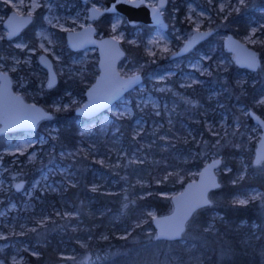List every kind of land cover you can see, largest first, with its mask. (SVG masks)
Listing matches in <instances>:
<instances>
[{"label": "rangeland", "instance_id": "rangeland-1", "mask_svg": "<svg viewBox=\"0 0 264 264\" xmlns=\"http://www.w3.org/2000/svg\"><path fill=\"white\" fill-rule=\"evenodd\" d=\"M183 1L185 2L186 24L173 28L169 33L167 32L168 28L166 31H162L152 27V31L147 36H143L141 31L143 24H138L130 26L134 28V31L129 36L124 29V26L128 25L125 18L118 14H111L110 32L106 36H113L120 41L121 45L123 41L134 46L142 45L152 62L157 57L172 58V55L194 32L210 30L216 32L218 27L214 25L216 17L222 16L221 18L224 19L229 13L240 11L246 2V0L243 2L241 0ZM147 2L150 6L156 4V0H147ZM0 3L1 26L11 11L20 15H31L33 18L39 15L43 24L34 29L33 42L27 40L22 32L3 47L0 54V71L10 75L14 90L25 101L38 104L34 98L42 96L44 91L51 89L47 87V73L38 62V56L44 53L53 61L58 82L59 78L66 81L73 80L80 82L84 87L81 89V86L74 85L67 88L63 95L53 99L49 108L42 104L38 105L51 113L50 119L54 115V111L71 108L75 110L83 105L85 90L98 74L97 50L90 48L72 52L66 44L65 36H62L60 32L78 31L87 26L90 23L87 19L88 8L92 5L101 8L99 0L85 2L80 0H0ZM255 3V0H252L251 5ZM34 4L38 6L33 7ZM7 7L9 10H6ZM168 7L169 3L162 10L163 16H165ZM175 12L176 9L173 10V13ZM174 17L172 14L173 19ZM92 24L97 28L96 22H92ZM5 34L6 31L2 27L0 37L4 38ZM96 35L98 38L105 36L98 31ZM226 36L227 33H215L213 44L207 52H199L195 57H189L184 61V64L182 57L176 58V62L161 76L153 77L151 74H146L149 78L148 85L142 84L133 91L132 96L124 97L93 122L87 123L83 121L84 118H78L79 134L84 138L79 141L78 147L74 150L57 148L58 127L55 125L46 124L39 132V126L44 121L38 124L35 132H8L9 137L5 140L4 147L0 149V264H27L24 254L31 252L36 254L34 247L25 243V239L20 238L37 230V226L46 224L50 216L48 214L38 215L31 219L22 211L26 212L30 205V198L35 195L36 191L53 192L75 184L76 176L73 170L79 166H74L72 162L77 156L93 154L92 161L105 164L113 171L109 175V179L102 178L95 181L91 186L92 189L95 188V191L101 190L110 194L120 191L122 193L120 200L126 199V193L128 197V192L132 190L133 184H130L128 176L124 174V170L120 169L119 165L124 162V165L130 167V170L135 164L153 157L150 144L144 145L145 148H138L135 145L133 148L124 149L122 147L113 148L104 140L103 142L109 146L105 152L108 156L104 158L97 154L98 145L93 142L91 136L95 133V127L106 132L114 119H129L133 116L135 109L141 113L145 110H150L153 113L156 119L149 123L147 132V134L152 133L153 135L165 125L168 127L172 124L179 106L188 112L198 110L195 119L193 118L194 124H199L198 132L195 129H190L187 123L181 121L186 130V135L182 136L183 142L194 141L195 144H198L202 137H206L204 143L207 145L211 140H215L216 144L222 140L216 151L212 149L204 153V164L213 159H220L221 163L216 170L220 180L221 174L230 170L225 164L226 159L221 150H223V146H232L239 150L237 160L242 165L240 178L245 175L248 167L253 166L254 149L260 139L261 130L253 121L249 123L247 116H249L250 110L238 104V96L245 92L249 80H251L250 83H253L257 78L263 80L264 78L262 73H258L259 66L254 72L255 76L250 77L248 74L242 73L233 82L234 86L226 83V72L231 65L236 66L233 54L223 48L222 43ZM238 39L254 50L256 47L264 45V10H262L261 19L254 21L248 32ZM122 46L125 49L124 45ZM142 66V64L133 63L126 52L118 70L124 77L141 74L143 78ZM173 76L177 77L170 81ZM184 89L201 96L202 99H195L194 96H190L191 93L183 91ZM223 94H227V96L222 97ZM230 96H233L234 99L230 100ZM257 101L258 104L264 106V95ZM159 117L164 120L158 119ZM133 126L132 135L138 136L146 126V121L139 117L134 121ZM111 134H117V129H114ZM152 134L150 137L153 136ZM162 134L157 140L162 146L169 142L168 140H174V138L167 139ZM255 167L264 175V161ZM27 172L37 173L29 186L26 185V179L22 177ZM198 172H189L187 174L190 177L189 181L195 180ZM20 181L25 183L21 190L17 191L15 185ZM182 181L183 176L181 175L177 180L178 183H182L181 189H173L171 185L172 189L161 195L170 201L173 195L182 190L186 183ZM12 192L20 193L25 198L22 208H19L18 204L10 199ZM218 198V195L210 194V206H213ZM239 200H246L248 203L256 201L264 209V189H252L248 194L236 197L234 202L237 203ZM55 214L63 216V218L77 216V213L73 212L61 213L57 211ZM156 215L155 210H148L135 222L134 226H143V232L147 234L151 232L146 227L147 222L149 220L152 222ZM189 235L184 232L182 239L189 238ZM121 236L126 237L127 234ZM152 236L155 238V231ZM36 238L39 240V237L36 236ZM101 255L103 253L98 250H87L79 256L64 254L60 255L63 260L57 264H68L66 260H70L71 264L87 262L90 259L99 258Z\"/></svg>", "mask_w": 264, "mask_h": 264}, {"label": "trees", "instance_id": "trees-1", "mask_svg": "<svg viewBox=\"0 0 264 264\" xmlns=\"http://www.w3.org/2000/svg\"><path fill=\"white\" fill-rule=\"evenodd\" d=\"M251 2L252 0H246L240 11L229 13L224 19L221 18L222 16L216 17L214 23L218 26L216 32L182 57L183 64L189 57H195L199 52H207L213 44L215 33H227L237 38L244 36L252 23L261 19L262 10H264V0H255L254 5H251ZM184 5L183 0L169 2L164 16L168 23V33L173 28L186 24ZM175 9L176 12L173 13ZM6 10L9 8L7 7ZM172 14L175 16L174 19ZM111 17V14H104L96 21L98 33L105 36L109 34ZM42 25L40 16L36 15L32 24L23 31V36L33 42L34 29ZM1 29L0 24V32ZM124 29L129 36L133 34L134 28L125 25ZM141 31L143 36H147L152 31V27L142 25ZM60 33L62 36L65 34V32ZM8 43L10 42L0 37V54ZM122 45L133 63L143 65L141 67L144 75L142 84L145 85L149 84L146 74H151L153 77L161 76L176 62V58L169 57H157L152 62L142 45L134 46L125 41ZM219 48L221 50V47ZM255 49L260 56L261 65L258 73H262L264 78V45ZM242 73L250 77L255 76L254 72L231 65L225 74L226 83L234 86L233 82ZM175 77L177 76L170 78V81L175 80ZM250 81L246 84L245 92L238 96V104L256 111L264 118V106L257 103V100L264 95V80L257 78L253 83ZM74 85L81 86V89L84 87L80 82L59 78L55 87L44 91L42 96H36L34 100L49 108L53 99L63 95L67 88ZM183 91L188 92L187 89ZM188 93H191L190 96H194L195 99H202L195 93ZM133 94L131 92L125 97ZM221 96L225 97L227 94ZM233 99V96H230V100ZM196 111L198 110L184 111L179 106L172 124L160 128L154 135L151 133L153 135L151 137V134H147L149 123L156 118L150 110L141 113L135 109L133 116L129 119H114L106 132L95 127V133L91 138L98 145L97 154L100 156L104 158L108 156L105 153L109 147L107 144L113 148L126 149L133 148L135 145L138 148H145L149 143L153 157L135 164L130 170L124 162L119 165L128 176L130 184H133L128 197L127 193L125 194V200H120L122 196L120 191L110 194L101 190L93 191L91 188L98 179H109L113 171L107 165L92 161L93 154L74 157L75 160L72 163L74 166H79L73 170L76 176L75 184L53 192L36 191L30 198V205L26 212L22 211L31 219L38 215L50 216L46 224L37 226V230L20 238L25 239V243L32 245L31 247L36 250V254L32 252L24 254L27 264H57L63 260L60 255L79 256L87 250H98L103 255L76 264H264V209L256 201L245 205L234 202L236 197L248 194L252 189L263 190L264 175L255 166H249L245 175L240 178L242 165L237 160L239 150L232 146H223L221 150L226 159L225 164L230 170L221 174L220 187L211 193V195H218L219 198L213 206L202 208L193 215L185 230L190 234L189 238L185 240L181 238L174 242L159 241L152 236L154 228L150 220L146 227L151 232L147 234L143 232V226H134L135 222L148 210H155L157 215L170 212L171 203L161 194L170 191L171 185L173 189H181L182 183L177 182L178 177L182 175V182H188L190 177L187 174L191 171H199L203 167L204 153L212 149L216 151L220 146L222 140L218 144L215 140H211L205 145L206 137H202L198 144L194 141L183 142L182 136L186 135V130L181 121L187 123L190 129H195L197 132L200 130L199 124L195 125L193 121ZM139 117L145 119L146 126L138 136H133V123ZM247 117L249 123H252L251 118ZM78 118L80 117L74 114L72 108L54 111L50 120L41 123L39 132L46 124L55 125L58 127L57 148L74 150L78 147L79 141L84 138L79 134ZM114 129H117V134L112 135L111 132ZM161 134L167 139L174 138V140H168L169 142L162 146L160 142H157ZM8 137L9 133L0 135V149L4 147ZM104 140L107 144L103 142ZM36 175V172L33 174L27 172L22 177L26 179V185L29 186ZM10 197L19 208H22L25 198L20 193L12 192ZM57 211L73 212L77 213V216L63 218V216H56ZM126 234V237L121 236ZM66 261L71 264L70 260Z\"/></svg>", "mask_w": 264, "mask_h": 264}, {"label": "water", "instance_id": "water-1", "mask_svg": "<svg viewBox=\"0 0 264 264\" xmlns=\"http://www.w3.org/2000/svg\"><path fill=\"white\" fill-rule=\"evenodd\" d=\"M80 1L85 2L87 0ZM99 2L101 8L95 5L88 8L87 19L90 23L87 26L78 31H68L65 34L66 44L71 51L77 52L95 48L98 54V74L85 90V102L74 110V114L84 118L83 121L87 123L93 122L100 115L110 110L127 94L140 87L143 82L141 74L127 77L120 74L118 68L126 56L125 49L120 41L113 36L98 38L96 27L92 22L97 21L104 14H118L125 18L129 26L143 24L148 27L159 28L162 31H166L168 28V23L162 13V10L168 5V0H156V4L153 6H150L147 0H99ZM161 4L162 7H160ZM153 7L157 8L158 14L153 12ZM32 21L31 15L9 12L2 23V27L6 31L5 39L9 41L16 38ZM213 34V30L194 32L172 55V58L184 57ZM222 45L228 53L233 54L237 67L248 72L257 71L260 66V56L256 50L248 47L231 34L224 38ZM251 57L255 58V68L248 66ZM38 62L47 73V87H54L58 82V77L53 61L42 53L38 56ZM249 116L261 130L252 161L253 166H258L264 161V118L252 110L249 111ZM50 117L51 113L40 105L25 101L14 90L10 75L0 71V135L8 132H35L38 124L49 120ZM215 161H219V163L213 167ZM220 163L221 160L217 158L204 164L196 179L186 182L182 190L170 198L171 211L153 217L151 223L156 240L168 242L181 240L190 219L197 211L210 205V194L220 187L219 176L216 174ZM24 183V181H20L17 184L21 185L22 188ZM16 185L15 189L21 190V188L17 189ZM204 200H207L208 203L205 204ZM191 206H196L195 211H192L184 219L183 231L179 235H174L170 228L185 216Z\"/></svg>", "mask_w": 264, "mask_h": 264}, {"label": "snow or ice", "instance_id": "snow-or-ice-1", "mask_svg": "<svg viewBox=\"0 0 264 264\" xmlns=\"http://www.w3.org/2000/svg\"><path fill=\"white\" fill-rule=\"evenodd\" d=\"M241 2H243V0H241ZM36 6H38V5H36V4L33 5V7H36ZM162 6L163 5L161 4L160 7H162ZM153 12H157V8L156 7H153ZM157 14H158V12H157ZM248 66L249 67H252V68H255L256 67L255 58L254 57H251L250 58ZM130 79H134V78H130ZM50 86H51V82H50ZM218 163H219V161H215L213 167L215 166V164H218ZM16 187H17V189H19V188H21V185L17 184ZM93 191H95V188H93ZM203 202L205 204L208 203L207 200H204ZM237 203H239L240 205H245V204L248 203V201H246V200H239ZM196 206H198V205H196ZM196 206L189 207L188 212L185 214V216L182 217L174 226H172L170 228V231H172L174 235H179V233L181 231H183L184 219H186L187 216L190 215L192 211H195V207Z\"/></svg>", "mask_w": 264, "mask_h": 264}, {"label": "flooded vegetation", "instance_id": "flooded-vegetation-1", "mask_svg": "<svg viewBox=\"0 0 264 264\" xmlns=\"http://www.w3.org/2000/svg\"><path fill=\"white\" fill-rule=\"evenodd\" d=\"M168 3H169V1H168ZM32 17H33V16H32ZM33 20H34V18H33ZM98 20H99V19H98ZM98 20H97V21H98ZM32 22H33V21H32ZM95 22H96V21H95ZM31 24H32V23H31ZM31 24H30V25H31ZM30 25H29V26H30ZM29 26H28V27H29ZM28 27H27V28H28ZM27 28H26V29H27ZM96 30H97V28H96ZM23 31H24V30H23ZM65 34H66V32H65ZM65 34H64V36H65ZM96 36H97V35H96ZM4 39H5V37H4ZM5 40H6V39H5ZM65 40H66V38H65ZM7 41H8V40H7ZM9 41H11V40H9ZM72 52H73V51H72ZM77 52H79V51H77ZM57 77H58V76H57ZM57 84H58V82H57ZM57 84H56V85H57ZM56 85H55V86H56ZM55 86H54V87H55ZM52 88H53V87H52Z\"/></svg>", "mask_w": 264, "mask_h": 264}]
</instances>
